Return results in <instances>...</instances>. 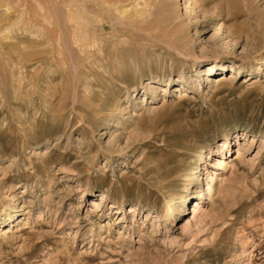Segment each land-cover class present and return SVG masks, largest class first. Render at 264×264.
<instances>
[{
  "label": "rangeland",
  "instance_id": "374dc122",
  "mask_svg": "<svg viewBox=\"0 0 264 264\" xmlns=\"http://www.w3.org/2000/svg\"><path fill=\"white\" fill-rule=\"evenodd\" d=\"M56 1L0 0V264H264V0Z\"/></svg>",
  "mask_w": 264,
  "mask_h": 264
},
{
  "label": "bare ground",
  "instance_id": "6f19581e",
  "mask_svg": "<svg viewBox=\"0 0 264 264\" xmlns=\"http://www.w3.org/2000/svg\"><path fill=\"white\" fill-rule=\"evenodd\" d=\"M56 2H60V0H57ZM178 3H179V0H176V6H178ZM71 5V4H70ZM71 6H73V5H71ZM175 6V5H174ZM67 9V8H66ZM49 10V9H48ZM69 10L70 9H68V15H69ZM73 9H71V11H72ZM71 11H70V13H71ZM73 12V11H72ZM41 13V12H40ZM46 12H44V16L42 17L43 19L42 20H44L46 23H51V22H48L47 21V19H48V12L45 14ZM51 14V13H50ZM49 14V15H50ZM41 15V14H40ZM42 15H43V13H42ZM71 15V14H70ZM37 17H40L39 15L37 16ZM32 18V17H31ZM51 18H53V17H51ZM68 18V17H67ZM69 18H71V16L69 17ZM49 20H50V18H49ZM31 21H32V19L30 20L29 18L26 20V22H25V24H27V25H29V24H31ZM73 20L72 19H69V21H67V22H69V23H71ZM37 22V21H36ZM39 22H41V21H39ZM44 22V23H45ZM59 22V21H58ZM75 22V21H74ZM43 23V22H42ZM43 23V24H44ZM46 23H45V25H46ZM54 23V22H53ZM53 23H51V24H53ZM56 23V22H55ZM69 23H68V25H69ZM34 24V23H33ZM32 24V25H33ZM59 24V23H58ZM72 24V23H71ZM74 25V24H73ZM75 25H77L76 23H75ZM31 26V25H30ZM35 26H36V24H35ZM53 26H54V24H53ZM39 27V26H38ZM41 27V26H40ZM49 27V24H47V28ZM43 28V27H42ZM54 28V27H53ZM49 29H51V28H49ZM38 30H40L39 28H38ZM54 30H56L55 28H54ZM57 31V30H56ZM61 31V30H60ZM39 32V31H38ZM58 35V34H57ZM53 36V35H52ZM40 37V36H39ZM60 39V38H59ZM58 39V40H59ZM73 40V39H72ZM60 41V40H59ZM75 41V40H74ZM73 41V42H74ZM60 44V43H59ZM74 44V43H73ZM60 46V45H59ZM168 78L170 79V77L168 76ZM168 78L166 79V80H168ZM161 79V77H159V79H158V81ZM155 97V96H154ZM100 125V124H99ZM226 143L224 142L223 144H222V146H224ZM214 153V152H213ZM217 164L218 165H222V163H223V160H221V158L220 157H217ZM210 178H212V177H210ZM207 185V192H208V196H211V194H212V187H211V184H210V182L208 181V183L206 184ZM200 193H201V191H199ZM198 197H200V195L198 196ZM122 202V200H118V203L120 204ZM194 202H195V206L193 207V212H194V214L195 213H197L198 211H199V209L201 208V205H200V203L199 202H197V200H194ZM9 208H10V206H9ZM8 218V217H7Z\"/></svg>",
  "mask_w": 264,
  "mask_h": 264
}]
</instances>
